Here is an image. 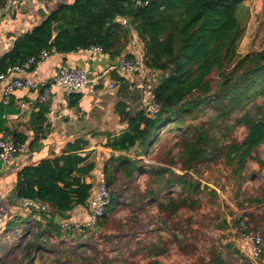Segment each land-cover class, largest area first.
Returning a JSON list of instances; mask_svg holds the SVG:
<instances>
[{"label": "trees", "instance_id": "1", "mask_svg": "<svg viewBox=\"0 0 264 264\" xmlns=\"http://www.w3.org/2000/svg\"><path fill=\"white\" fill-rule=\"evenodd\" d=\"M7 1L0 0V9ZM247 1L151 0L148 6L139 7L134 0H74L16 40L0 61V73L43 50L69 54L99 45L118 57L136 33L144 43V66L156 78L153 88L162 110L156 119H149L142 110L131 116L125 104L117 105L116 112L129 128L108 145L127 154H132L137 144L139 149L133 157L109 159L104 175L111 201L105 216L93 227L68 232L62 229L73 210L89 205L94 190L84 180L94 169L92 164L84 165L87 158L79 154L87 145L84 141L69 144L62 156L23 168L15 186L17 199L49 204L52 209L48 215L32 211L11 220L9 229L16 236L6 248V244L0 246H4L0 264H140L123 260L119 246L103 250L93 243L102 229L112 227L121 210L133 206L140 212L146 209L135 200L138 196L157 209L162 229L150 248L147 264H164L156 258L168 253L164 246L169 243L178 245L188 257L198 255L193 264H250L234 241L235 247L223 245L221 239L212 240L203 253L199 244L185 243L192 232L185 225L194 222L180 216L184 209L196 210L209 189L195 177L201 174L200 168L222 165L237 187V195L251 173L261 175L264 169L260 153L264 146V49L239 53L251 19ZM4 113L1 108L0 116ZM241 129L245 132L239 139L234 134ZM166 133L172 139L159 150L155 163H148L143 157L149 158L155 147L163 144ZM37 145L38 139L30 147ZM251 162L260 170L250 172ZM146 178L150 188L135 195L133 201L128 193L138 180ZM211 193L217 195L214 190ZM262 203L260 198L237 201L236 207L248 209L240 218L224 219L221 228L229 231L232 224L238 228L244 221L264 241V205L261 215L256 205ZM252 207L256 208L252 211ZM119 231L106 240L112 243L120 235L130 236L123 226ZM3 234L0 243L11 233Z\"/></svg>", "mask_w": 264, "mask_h": 264}, {"label": "crops", "instance_id": "2", "mask_svg": "<svg viewBox=\"0 0 264 264\" xmlns=\"http://www.w3.org/2000/svg\"><path fill=\"white\" fill-rule=\"evenodd\" d=\"M73 1L21 0L20 4L6 13L3 11L4 7L1 8L0 61L11 52L18 38L31 33L58 7ZM133 35L129 47L118 57L106 52L89 58L84 50L69 54L52 51L51 57L35 72L24 75L25 79L38 84L36 89L17 91L9 104L2 103L0 96V110L3 108L5 111L0 116V137L15 140L18 144H21L17 141L19 139L25 141L22 143L25 146L24 153L18 154L12 160H4L5 165L0 169V187L11 202L12 220L26 217L32 211L48 215L52 209L49 204L17 199L15 186L18 174L23 168L62 156L69 144L82 140L87 144L79 153L87 158L84 165H94V169L84 177V180L96 189L100 180L105 178L104 169L111 157L121 155L133 157V153L139 149L138 144L132 154H127L113 151L108 145L129 128L128 122L122 121L116 112L117 105L125 104L131 116L142 110L144 92L141 85L144 76L115 69L120 57L129 54L133 57L144 56V43L136 33ZM64 65L80 67L88 71L90 83L82 94L70 97L63 90L52 85ZM112 83L113 89L109 87ZM45 89L50 91V100L45 104H38V98ZM24 102L29 103V106L23 111L21 106ZM36 139L38 145L31 148L30 144ZM87 207H77L68 215V220L86 221L89 208ZM37 218L42 217L37 213ZM9 232L14 234L8 228L3 235Z\"/></svg>", "mask_w": 264, "mask_h": 264}, {"label": "rangeland", "instance_id": "3", "mask_svg": "<svg viewBox=\"0 0 264 264\" xmlns=\"http://www.w3.org/2000/svg\"><path fill=\"white\" fill-rule=\"evenodd\" d=\"M246 4L251 8V19L239 46V53L241 55L264 49V0H248ZM244 132L245 130L241 129L234 136L241 139L244 136ZM170 138L172 139L168 133L164 135L163 144L159 143L155 147L153 154L149 158L145 157L148 163H155L157 153L170 141ZM260 153L262 158H264V146L261 148ZM200 169H202L201 174L195 175V177L203 186H208L209 189L203 196L201 205L196 210L184 209L180 212L181 217L186 219L193 218L194 222L192 225H185L187 229L192 230L191 234L187 236L185 243L190 244L192 242L199 244L201 253L204 252V247L209 245L212 240L217 241L221 239L223 245L231 244L235 247L236 245L233 243L234 236H232L230 230L228 231V228H221V224H223L224 219L233 220L236 217L240 218L248 209L236 207L237 201L260 198L264 202V169H262L261 175H257L256 173L255 175L250 174L249 179L243 183L242 193L239 195H237V187L235 184H232L229 172L223 169L222 165H214L211 169L206 167ZM249 169L250 172H255L259 171L260 167L256 162H251ZM177 172L179 171L177 170ZM146 187L150 188L147 178L145 180H138L134 185V190L128 193V195L132 194V200L134 201L135 195L143 194ZM211 190L216 191L217 195H213ZM140 199V196L135 198L138 203L146 205V209L143 212H140L137 206L121 210L116 214L118 217L114 218L112 227L102 229L101 234L96 235L93 243L100 246L103 250L111 246H119L123 260L130 259L140 264H147L150 258V248H153L154 243L157 242L159 230L162 231V229L158 222L157 209L151 208ZM256 205L259 208L257 214L261 215L260 207L264 203ZM255 208L252 207L251 210L253 211ZM247 220L249 219L247 218ZM121 226L124 227V232L130 234V236L124 237L120 235L116 242H108L106 236L119 234ZM231 226H233L232 229L236 227L233 224ZM91 233H94V231L92 230ZM165 235L167 239L172 240L171 235ZM15 236V234L7 235V237L3 238L0 246L6 243L11 244ZM140 242H143V244ZM70 243L71 241L68 239L67 244L71 245ZM6 246L8 245L6 244L5 248ZM164 247L168 249V253L156 258L164 264H193L198 258V255L192 257L186 256L178 245L174 243H169ZM2 248L4 249V246ZM2 248L0 249L1 252L3 251ZM239 249L243 250L241 246H239ZM244 250V255L248 257L249 250L247 248H244ZM13 258L9 259V263L13 262ZM236 264H243V262L238 261ZM262 264H264V258Z\"/></svg>", "mask_w": 264, "mask_h": 264}, {"label": "built area", "instance_id": "4", "mask_svg": "<svg viewBox=\"0 0 264 264\" xmlns=\"http://www.w3.org/2000/svg\"><path fill=\"white\" fill-rule=\"evenodd\" d=\"M34 1V0H29ZM137 6H148L151 0H134ZM21 3V0H8L4 6V13L11 8ZM84 52L93 58L94 56L105 53L102 46L91 45L84 49ZM52 51L43 50L40 54L29 57L26 61L12 65L6 72L0 73V96L2 103L9 104L13 95L22 89L34 90L38 84L30 79H25L24 75L35 72L36 69L46 60L51 57ZM115 69L120 72L130 74H142L144 81L141 89L144 92V99L142 101V111L149 119H156L160 114L162 107L157 101L154 92L153 83L156 78L153 74L145 68L144 57L126 56L118 58ZM90 83L88 71L84 68L64 65L60 68L56 78H54L52 85L60 88L67 96L82 94ZM111 89L114 84H110ZM50 100V91L45 89L38 98V104H45ZM29 106V103L24 102L21 109L24 111ZM25 146L18 144L15 140L0 137V157L9 161L20 153H24ZM111 201V194L105 178L101 179L97 188L93 190L89 205H88V219L86 221L71 222L70 220L62 224V229L65 232L75 230H82L95 226L101 220L107 211ZM11 202L0 187V235H2L8 228L11 222ZM231 221V220H230ZM246 221V220H245ZM234 231V232H233ZM233 241L249 250V259L252 264H262L263 261V236L249 230L246 222H241L238 228L231 229ZM238 237H236L237 235ZM236 235V236H235ZM245 251V250H244Z\"/></svg>", "mask_w": 264, "mask_h": 264}, {"label": "water", "instance_id": "5", "mask_svg": "<svg viewBox=\"0 0 264 264\" xmlns=\"http://www.w3.org/2000/svg\"><path fill=\"white\" fill-rule=\"evenodd\" d=\"M138 147V144L136 146H134L131 151L134 152ZM3 165H5V161L3 159L0 158V169L3 168Z\"/></svg>", "mask_w": 264, "mask_h": 264}]
</instances>
